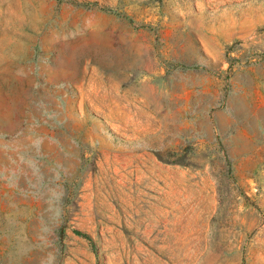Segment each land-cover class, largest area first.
<instances>
[{"label":"rangeland","instance_id":"obj_1","mask_svg":"<svg viewBox=\"0 0 264 264\" xmlns=\"http://www.w3.org/2000/svg\"><path fill=\"white\" fill-rule=\"evenodd\" d=\"M0 264H264V0H0Z\"/></svg>","mask_w":264,"mask_h":264},{"label":"trees","instance_id":"obj_2","mask_svg":"<svg viewBox=\"0 0 264 264\" xmlns=\"http://www.w3.org/2000/svg\"><path fill=\"white\" fill-rule=\"evenodd\" d=\"M76 232H77L78 234H80V235L86 237L88 240H90V241L92 242V237H91L89 234H87V233H83V232H81V231H76Z\"/></svg>","mask_w":264,"mask_h":264}]
</instances>
